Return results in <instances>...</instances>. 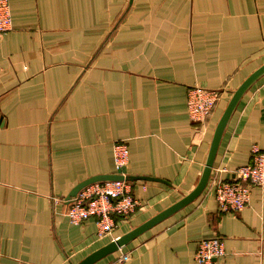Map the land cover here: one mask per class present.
<instances>
[{
	"label": "crops",
	"instance_id": "0c3cea01",
	"mask_svg": "<svg viewBox=\"0 0 264 264\" xmlns=\"http://www.w3.org/2000/svg\"><path fill=\"white\" fill-rule=\"evenodd\" d=\"M0 35V264H77L187 195L232 92L264 64V0H8ZM221 90L203 127L188 88ZM140 208L99 238L93 219L66 217L73 186L115 174L113 145ZM264 150V74L243 93L210 177L234 178ZM220 237L215 264H264V189L239 213L218 210L209 186L193 201L92 264H199L200 240ZM123 254L129 259L118 260Z\"/></svg>",
	"mask_w": 264,
	"mask_h": 264
},
{
	"label": "built area",
	"instance_id": "2783aa9c",
	"mask_svg": "<svg viewBox=\"0 0 264 264\" xmlns=\"http://www.w3.org/2000/svg\"><path fill=\"white\" fill-rule=\"evenodd\" d=\"M12 29V17L8 0H0V35ZM186 105L190 120L203 127L216 103L221 90L192 86L187 90ZM251 162L234 171V178L222 180L214 175L207 186L213 192L218 210L221 212H241L248 204L251 188L264 189V150L257 145L250 148ZM113 164L115 174L122 180L95 181L82 187L66 203V217L69 222L79 225L93 219L99 238L111 237L121 220H127L140 208V203L132 194V182L125 179L128 164V146L125 141H116L113 145ZM60 201L64 202V199ZM115 238H112V240ZM223 241L220 237L200 240L194 253L199 264H215L224 256ZM129 259L123 254L119 262Z\"/></svg>",
	"mask_w": 264,
	"mask_h": 264
},
{
	"label": "water",
	"instance_id": "95a60500",
	"mask_svg": "<svg viewBox=\"0 0 264 264\" xmlns=\"http://www.w3.org/2000/svg\"><path fill=\"white\" fill-rule=\"evenodd\" d=\"M262 74H264V64L254 70L233 92L232 95L220 116L218 122L213 131V135L211 138L209 150L207 153V157L204 163V167L201 173V176L195 185V187L184 197L179 199L178 201L174 202L167 208L163 209L162 211L158 212L154 216L150 217L146 221L142 222L138 226L132 228L125 234L111 240L108 244L104 245L103 247L99 248L98 250L92 252L88 256H86L83 260L78 262L77 264H92L95 261L99 260L100 258L104 257L105 255L117 251L119 248L126 245L128 242L145 232L146 230L150 229L163 219L167 218L177 210L181 209L191 201H193L199 194L205 189L208 184L211 169L213 166L214 158L216 155V151L220 142V138L224 131V128L235 109L239 99L243 95V93L250 87V85ZM124 176L117 175V174H99L87 178L75 186L71 188L68 194L65 196L64 201L68 203L71 197H74L77 192L87 184H90L95 181H104V180H122ZM126 180L134 181V180H144V181H157V182H164L159 178L149 177V176H125Z\"/></svg>",
	"mask_w": 264,
	"mask_h": 264
},
{
	"label": "rangeland",
	"instance_id": "374dc122",
	"mask_svg": "<svg viewBox=\"0 0 264 264\" xmlns=\"http://www.w3.org/2000/svg\"><path fill=\"white\" fill-rule=\"evenodd\" d=\"M133 215H134V214H133ZM133 215H132V216H133ZM129 219H130V218H129ZM115 229H116V228H115ZM115 229H114V230H115ZM113 232H114V231H113Z\"/></svg>",
	"mask_w": 264,
	"mask_h": 264
}]
</instances>
